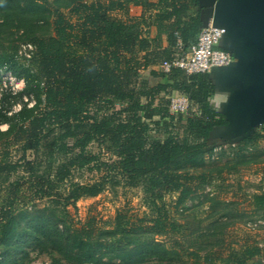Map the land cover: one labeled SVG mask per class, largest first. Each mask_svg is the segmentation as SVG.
Listing matches in <instances>:
<instances>
[{
    "label": "trees",
    "instance_id": "16d2710c",
    "mask_svg": "<svg viewBox=\"0 0 264 264\" xmlns=\"http://www.w3.org/2000/svg\"><path fill=\"white\" fill-rule=\"evenodd\" d=\"M201 31L199 0H0V37L19 35L33 47L21 56L19 45L0 43V71L25 83L16 94L20 101L12 104L7 91L0 98V264H25L30 249L50 255L52 264L264 260L257 233L226 244L215 232L227 227L219 221L197 249L187 247L178 239L183 225L165 201L177 195L179 212L204 191L210 177L199 170L218 146L211 132L227 123L209 73L160 68L190 50ZM146 70L149 78L142 76ZM171 94L188 97L191 111L171 113ZM117 103L126 106L117 110ZM152 132L166 137L152 139ZM93 145L111 162L91 151ZM83 169L101 176L77 182ZM116 176L142 187L152 215L122 210L110 226L96 217L79 226L70 207L101 195ZM249 207L264 218V192ZM168 235L177 238L159 239Z\"/></svg>",
    "mask_w": 264,
    "mask_h": 264
},
{
    "label": "rangeland",
    "instance_id": "374dc122",
    "mask_svg": "<svg viewBox=\"0 0 264 264\" xmlns=\"http://www.w3.org/2000/svg\"><path fill=\"white\" fill-rule=\"evenodd\" d=\"M131 13L137 16L140 12L139 9L132 8ZM151 32V35L154 36L153 28ZM19 37V35L0 37V43L10 49L14 44L19 45L21 56L30 55L33 48L30 44L19 41ZM142 76L149 78L150 70L143 71ZM22 81L13 77L9 72L0 71V98L3 91H7L14 95L10 99L12 104L20 101L16 94L25 88V83ZM173 96L175 95H168L167 99H172ZM225 99L224 95H217L215 98L217 108ZM25 101L27 102L28 99ZM125 106L117 103L115 108L120 110ZM14 108L18 110L19 104H16ZM175 117L177 120L178 116L175 115ZM2 129L6 130L7 126H2ZM255 136L256 140L242 149H239L238 145L235 146L236 144L233 145L235 148H231L229 145L216 147L213 154L208 157L205 168L199 170L209 175L208 185L199 196L190 200L185 208L177 212L174 206L177 195L166 196L165 201L170 207L172 218L183 225L181 238L178 239L184 241L187 247L197 249L200 243H203L205 238L214 232L213 225L217 221L227 225L225 229L220 228L215 231L222 239L226 237V244L234 243L236 240L243 241L247 232L251 230L255 234L257 233L261 240H264V218L254 216L249 207L251 197L264 192V125L256 130ZM165 137V134L151 133L152 139L163 140ZM90 150L100 154L102 161L111 162V156L100 151L96 145L91 146ZM100 176L101 174L96 170L83 169L75 173V180L89 184L97 181ZM122 210H128L130 214L141 217L152 215L145 203L142 187H132L120 176L112 177L101 195L95 198L81 199L76 208L70 207L69 209L79 226L83 225L89 217H96L102 226H110L117 213ZM176 238L174 235H168L159 239L168 242ZM17 259L22 262L24 257L18 256ZM185 260L186 264H192L188 259ZM52 262L53 259L50 255L30 249V257L25 264H52ZM64 264L67 263L64 262ZM151 264H156V262ZM247 264H264V260H253Z\"/></svg>",
    "mask_w": 264,
    "mask_h": 264
},
{
    "label": "water",
    "instance_id": "95a60500",
    "mask_svg": "<svg viewBox=\"0 0 264 264\" xmlns=\"http://www.w3.org/2000/svg\"><path fill=\"white\" fill-rule=\"evenodd\" d=\"M199 6L202 30L210 24L224 30L217 47L234 58L209 73L216 94L226 97L218 111L227 122L210 139L235 145L264 125V0H199Z\"/></svg>",
    "mask_w": 264,
    "mask_h": 264
},
{
    "label": "built area",
    "instance_id": "2783aa9c",
    "mask_svg": "<svg viewBox=\"0 0 264 264\" xmlns=\"http://www.w3.org/2000/svg\"><path fill=\"white\" fill-rule=\"evenodd\" d=\"M223 34L224 30L210 24L200 32L197 43L190 50L172 61H164L161 70L168 73L173 68H180L190 75L210 73L214 68L230 65L234 61L233 55L217 47ZM169 108L171 113L185 114L191 109V102L185 95H178L171 99Z\"/></svg>",
    "mask_w": 264,
    "mask_h": 264
}]
</instances>
